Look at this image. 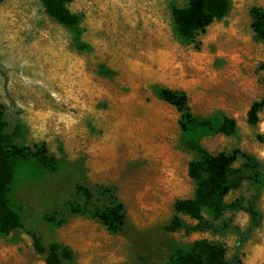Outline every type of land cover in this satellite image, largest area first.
<instances>
[{"label":"rangeland","instance_id":"rangeland-1","mask_svg":"<svg viewBox=\"0 0 264 264\" xmlns=\"http://www.w3.org/2000/svg\"><path fill=\"white\" fill-rule=\"evenodd\" d=\"M189 1L73 0L67 9L80 19L76 28L55 22L38 0L0 3L5 133L49 159L10 157V203L22 227L0 234V264H45L32 234L46 250H68L63 264H165L201 240L224 246L228 259L264 264V222L243 242L242 211L227 210L217 222L239 232H165L175 203L194 195L187 169L200 151L239 149L264 165V109L257 125L247 122L251 107L264 102V43L252 28V11L264 12V0H229L225 18L185 40L173 9ZM163 90L186 97L192 122L185 131ZM225 118L236 122L231 136L218 133ZM250 195L244 180L226 205H245ZM117 204L125 220L114 234L98 215ZM259 208L264 214V190Z\"/></svg>","mask_w":264,"mask_h":264},{"label":"trees","instance_id":"trees-1","mask_svg":"<svg viewBox=\"0 0 264 264\" xmlns=\"http://www.w3.org/2000/svg\"><path fill=\"white\" fill-rule=\"evenodd\" d=\"M4 0H0V3ZM44 12L55 22L66 27L76 28L80 19L67 9V4L73 0H38ZM230 11L229 0H190L186 8H174L173 19L179 36L185 40L193 39L198 33L204 32L213 22L222 20ZM252 28L257 37L264 43V12L258 9L252 11ZM161 98L164 102L175 107L182 114L185 124L180 128L186 130L187 123L192 122L191 115L186 111L187 99L185 96L163 90ZM264 109V102L255 103L248 112L249 125H257L259 113ZM6 122L0 112V234L8 235L22 227L21 220L12 209L10 191L13 183V168L10 157H34L40 164L49 162L43 151L31 153L27 149L17 147L12 139L5 133ZM236 122L225 118L218 129L223 136H231L236 131ZM201 152V159L189 163L188 178L195 183L194 195L190 199L179 200L175 203L176 216L165 228L168 234L178 232L206 233L221 235L229 231L239 232L236 227L231 229L225 222L217 224L225 211H242L248 216V227L243 242L260 229L264 222V214L259 208V200L264 190V165L251 155L236 149L230 153L211 155L206 151ZM240 164L251 176L245 178L235 166ZM244 180H248L251 195L245 205L233 203L226 205V198L242 188ZM86 199L91 198V193L82 187L78 188ZM205 211L211 214L212 220L205 216ZM179 216L189 218L195 225H188ZM99 220L111 233H118L124 224V207L117 204L98 215ZM33 247L39 255H46L45 264H63L71 260V253L58 246L51 245L47 250L42 246L39 237L32 234ZM165 264H242L235 255L227 258L224 246L213 244L207 240L195 241L186 250L176 251Z\"/></svg>","mask_w":264,"mask_h":264}]
</instances>
